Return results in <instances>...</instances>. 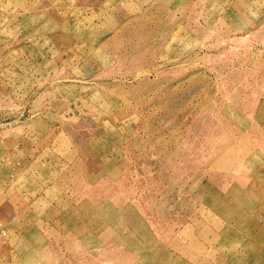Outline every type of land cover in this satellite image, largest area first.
Listing matches in <instances>:
<instances>
[{
	"label": "rangeland",
	"instance_id": "obj_1",
	"mask_svg": "<svg viewBox=\"0 0 264 264\" xmlns=\"http://www.w3.org/2000/svg\"><path fill=\"white\" fill-rule=\"evenodd\" d=\"M36 222L34 264H264V0H0V241Z\"/></svg>",
	"mask_w": 264,
	"mask_h": 264
},
{
	"label": "crops",
	"instance_id": "obj_2",
	"mask_svg": "<svg viewBox=\"0 0 264 264\" xmlns=\"http://www.w3.org/2000/svg\"><path fill=\"white\" fill-rule=\"evenodd\" d=\"M16 216H18L17 213ZM18 222H20V220H18ZM18 222L16 223V225L18 224ZM36 228L37 222L36 225L32 224L29 227L22 226V233L20 234L18 239H5L0 241V264H24L26 254L30 255V258H28V264H34V259L36 260V257L38 256L39 245H37L36 241L31 237L29 240L27 239L30 233L37 232ZM41 245L42 247H47L43 244ZM34 249H37V251H35Z\"/></svg>",
	"mask_w": 264,
	"mask_h": 264
},
{
	"label": "built area",
	"instance_id": "obj_3",
	"mask_svg": "<svg viewBox=\"0 0 264 264\" xmlns=\"http://www.w3.org/2000/svg\"><path fill=\"white\" fill-rule=\"evenodd\" d=\"M3 234H5V231H3Z\"/></svg>",
	"mask_w": 264,
	"mask_h": 264
}]
</instances>
